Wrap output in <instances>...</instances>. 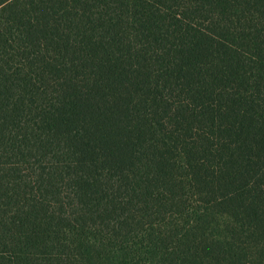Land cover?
<instances>
[{
    "label": "trees",
    "instance_id": "obj_1",
    "mask_svg": "<svg viewBox=\"0 0 264 264\" xmlns=\"http://www.w3.org/2000/svg\"><path fill=\"white\" fill-rule=\"evenodd\" d=\"M0 264H264V0H0Z\"/></svg>",
    "mask_w": 264,
    "mask_h": 264
}]
</instances>
